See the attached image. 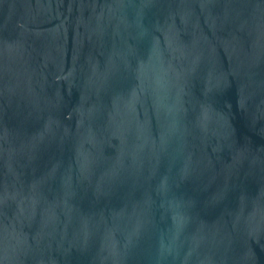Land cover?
I'll return each instance as SVG.
<instances>
[{
    "label": "water",
    "instance_id": "1",
    "mask_svg": "<svg viewBox=\"0 0 264 264\" xmlns=\"http://www.w3.org/2000/svg\"><path fill=\"white\" fill-rule=\"evenodd\" d=\"M0 264H264V0H0Z\"/></svg>",
    "mask_w": 264,
    "mask_h": 264
}]
</instances>
